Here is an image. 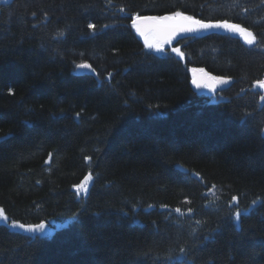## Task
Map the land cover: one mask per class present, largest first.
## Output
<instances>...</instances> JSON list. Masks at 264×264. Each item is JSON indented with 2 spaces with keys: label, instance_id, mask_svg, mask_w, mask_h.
<instances>
[{
  "label": "trees",
  "instance_id": "16d2710c",
  "mask_svg": "<svg viewBox=\"0 0 264 264\" xmlns=\"http://www.w3.org/2000/svg\"><path fill=\"white\" fill-rule=\"evenodd\" d=\"M175 11L239 24L257 44L222 30L176 41L183 58L147 51L131 17ZM193 68L231 83L200 94ZM260 80L262 0L0 3V264H264Z\"/></svg>",
  "mask_w": 264,
  "mask_h": 264
},
{
  "label": "snow or ice",
  "instance_id": "6c2138e0",
  "mask_svg": "<svg viewBox=\"0 0 264 264\" xmlns=\"http://www.w3.org/2000/svg\"><path fill=\"white\" fill-rule=\"evenodd\" d=\"M6 2V0H3ZM264 2V0H262ZM123 10V9H121ZM33 16L36 15L35 12L32 13ZM45 18H47V13H45ZM131 27L135 30V32L143 39V44L146 49L150 51H155L157 53H165V46H171L173 41L176 40L178 36L185 34H196L203 31H210L213 29H223L228 32L236 33L244 38V41L249 46L257 44V37L253 34L252 31H249L247 28L242 27L239 24L230 23L227 20L216 21V22H205L200 19H195L193 16L185 15L180 11L172 12L171 14L165 15H140L139 13L134 14L132 17ZM107 28V25H104ZM87 28L91 30V34L95 36L97 25L93 22H89L87 24ZM65 31L58 30L53 34V39L57 37H64ZM171 52L175 53L177 56L183 58L184 53L181 51L179 47H171ZM83 55V53H81ZM78 69L87 70L89 73H92L99 77V73L95 68L92 67L91 64L87 62H81L76 65ZM194 77L192 79V84L197 89H208L212 93H216L217 85H226L230 83L229 78L210 75L204 71V69H191ZM197 73L199 75H197ZM109 80L111 79V73L108 74L107 77ZM256 86L260 89H264V80L256 81ZM9 95H15V92L12 88L8 89ZM260 99L264 101V95L260 96ZM79 113L76 114V117L79 118ZM2 139V138H0ZM51 159V155H49V160ZM86 160L90 161L91 157H85ZM93 180L92 173H88L85 176L84 180L76 187V191L79 194L81 191L87 193L88 185ZM232 201L236 204L239 203L237 197L233 196ZM151 207V205L149 206ZM231 207V204L229 205ZM177 213H181V209H175ZM188 214L191 215L192 209L189 208ZM183 214V213H181ZM0 217H3L4 222H8L9 218L4 214V209L0 208ZM79 214L77 213V219ZM241 217V213L239 211L235 212V220L239 221ZM197 224L201 222L199 220L196 221ZM11 227L22 229L28 233L36 234V233H44L45 232V224L38 223L35 225H25L23 223H18L16 221L11 222ZM185 249L183 247L180 248V252L183 254Z\"/></svg>",
  "mask_w": 264,
  "mask_h": 264
},
{
  "label": "rangeland",
  "instance_id": "374dc122",
  "mask_svg": "<svg viewBox=\"0 0 264 264\" xmlns=\"http://www.w3.org/2000/svg\"><path fill=\"white\" fill-rule=\"evenodd\" d=\"M8 1H11V0H6V2H8ZM0 3H3V0H0ZM222 30L223 29H220V31L222 32ZM226 32H228V31H226ZM137 34V33H136ZM138 35V34H137ZM236 35H238V34H236ZM139 36V35H138ZM237 37H239L244 43H245V41H244V38L242 37V36H240V35H238ZM139 38H140V40L142 41V44H143V39L139 36ZM144 45V44H143ZM145 47V46H144ZM171 47H172V45L171 46H165V52L166 51H170L171 52ZM147 51H149V52H152V53H154V54H156V55H161V54H164V53H157V52H155V51H150V50H148V49H146ZM172 53V52H171ZM173 54H175V53H173ZM176 55V54H175ZM204 94H207V92L206 91H204ZM89 186H90V183H89V185H88V188H89ZM75 191H76V189H75ZM77 192V191H76ZM78 194V193H77ZM86 193H84L83 191H81L79 194H78V196H81V195H85ZM0 223H2V224H8L7 222H4V220H3V217H0ZM45 232L44 233H36V234H32V233H28V232H26V231H24V230H22V229H19V228H13V227H11V225H9V227H10V229H12V230H14V231H17V232H19V233H23V234H26V235H31V236H50V235H52V233L54 232V228L52 227V226H49V225H47V224H45ZM59 227V225L58 226H56V228H58Z\"/></svg>",
  "mask_w": 264,
  "mask_h": 264
},
{
  "label": "water",
  "instance_id": "95a60500",
  "mask_svg": "<svg viewBox=\"0 0 264 264\" xmlns=\"http://www.w3.org/2000/svg\"><path fill=\"white\" fill-rule=\"evenodd\" d=\"M218 30H220V29H213V30H210V31H203V32H200V33H196V34H185V35H181V36H178L177 38H176V40L178 39V38H180V37H183V36H188V35H200V34H205V33H209V32H212V31H218ZM87 70H84V69H78V72H86ZM197 75H199L198 73H197ZM193 77H194V74H193ZM231 81V80H230ZM193 85V84H192ZM227 85V84H226ZM226 85H217V90H220V89H222L224 86H226ZM193 87L195 88V90L196 91H198V92H202L204 89L203 88H201V89H197L194 85H193ZM206 91L208 92V93H210V94H212V92L210 91V90H208V89H206Z\"/></svg>",
  "mask_w": 264,
  "mask_h": 264
}]
</instances>
